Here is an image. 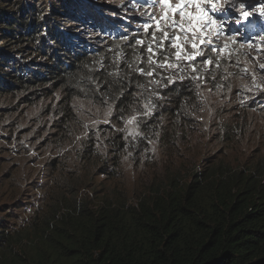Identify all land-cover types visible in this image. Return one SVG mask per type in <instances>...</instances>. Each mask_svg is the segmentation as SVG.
<instances>
[{"label":"trees","instance_id":"trees-1","mask_svg":"<svg viewBox=\"0 0 264 264\" xmlns=\"http://www.w3.org/2000/svg\"><path fill=\"white\" fill-rule=\"evenodd\" d=\"M83 5L0 0V99L29 105L60 92L65 106L57 131L74 121L73 97L113 104L118 123L144 108L133 76L113 70L111 51L93 49L77 33L87 24ZM167 87L171 125H188L194 93L187 83ZM232 125L225 140L248 129ZM262 141L239 166L225 158L188 181L172 175L163 186L129 197L98 181L120 178L128 142L115 135L111 154L92 168L90 180L93 155L76 160L73 173L65 164L52 173L55 194L50 187L43 192L35 211L23 191L21 201L0 203V264H264V135ZM15 204L29 217L13 214Z\"/></svg>","mask_w":264,"mask_h":264},{"label":"rangeland","instance_id":"rangeland-1","mask_svg":"<svg viewBox=\"0 0 264 264\" xmlns=\"http://www.w3.org/2000/svg\"><path fill=\"white\" fill-rule=\"evenodd\" d=\"M76 1L84 4L79 9L87 22L77 33L93 49L101 47L105 53L111 51L113 70L133 76L144 108L129 113L118 123L113 104L73 97L69 105L74 121L68 125L63 122L64 128L57 131L55 127L65 106L60 92L29 105L16 97L1 98L0 203L21 201L23 191L29 196L25 202L33 204L31 209L35 211L43 192L50 187V193L55 194L52 176L57 175L60 166L65 164L73 173L80 158L93 155V166L87 173L90 180L92 168L96 164L100 166L111 154V139L115 135H123L128 142L121 157L120 178L110 182L100 176L98 181L111 190L123 189L129 197L163 186L164 179L172 175L188 181L196 173L208 172L219 162L225 163V158L239 166L240 161L246 162L252 150L263 143L264 21L257 13L264 6V0H240L255 8L253 19L246 26L231 22L230 17L234 15L231 9L217 14V19L227 22L225 31L229 33L219 37L212 34L217 51H211L206 44L200 45L191 32L173 30L170 21L166 23L162 18L161 27L169 33V38L163 40L161 48L162 32L156 30L154 19L161 17V8L153 0ZM177 35L183 45L182 57L195 52L194 60H176L178 49L171 44ZM194 39L196 49L192 48ZM149 46L155 52L152 61H149ZM164 57L173 67L157 66ZM209 59L211 64L206 63ZM149 71L153 73L151 76L147 75ZM180 83L189 84L194 93L191 101L194 107L189 106L187 113L190 121L184 126L174 121L171 125L174 116L169 117L166 112L169 106L165 103L172 102H166L163 97L167 85ZM162 103L165 105L160 108ZM236 121L248 129L240 137L232 134L225 140V135L231 133L225 130ZM13 191L14 195H10ZM49 203L46 206L44 202L42 211L49 208ZM19 207L15 204L13 214L20 219L29 217L24 211H18Z\"/></svg>","mask_w":264,"mask_h":264},{"label":"snow or ice","instance_id":"snow-or-ice-1","mask_svg":"<svg viewBox=\"0 0 264 264\" xmlns=\"http://www.w3.org/2000/svg\"><path fill=\"white\" fill-rule=\"evenodd\" d=\"M153 3H158L161 8V17L155 18V28L162 32V40L160 42V47L163 48V40L169 38V33L163 31L161 27L160 20L163 19L164 22L170 21V27L173 30H179L181 32H191L194 38H198V43L200 45H208L211 51H217V47L214 41L211 39L214 33L217 37L220 35H229L225 31L226 21L217 19L218 13H224L229 9L233 10L234 15L230 17L232 23H237L241 26H246L251 23L253 19L254 7H249L248 5L240 2V0H176V3H172L171 0H153ZM262 21H264V6H261L258 13ZM179 16L177 20L176 17ZM147 28V26H145ZM205 31L208 35L205 36ZM231 32L236 31V29H231ZM127 39V37H125ZM155 34H153V40H155ZM181 37L179 35L175 36V42L171 44L172 48L178 49L175 52V58L177 61L184 58L187 60L195 59V52L192 55H184L182 57L183 45L179 42ZM138 44H143V41H137ZM192 48H197V40L194 39L192 43ZM149 55V61H152V57L155 54L154 49L149 46L147 48ZM203 55V52H200ZM206 63L211 64L212 60L209 59ZM158 67H173L172 64L168 63V58L164 57L162 63L157 64ZM264 68V65H261ZM195 71V69H193ZM141 74H144V70H140ZM153 73L149 71L147 75L151 76ZM169 82L171 79L168 78ZM135 120H130L132 123Z\"/></svg>","mask_w":264,"mask_h":264}]
</instances>
